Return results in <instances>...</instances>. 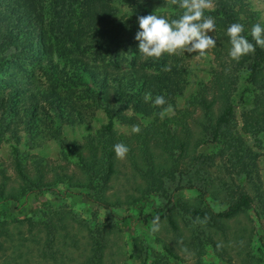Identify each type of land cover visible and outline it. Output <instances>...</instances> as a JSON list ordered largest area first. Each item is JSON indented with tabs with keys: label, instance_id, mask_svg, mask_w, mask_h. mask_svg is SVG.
Here are the masks:
<instances>
[{
	"label": "rangeland",
	"instance_id": "obj_1",
	"mask_svg": "<svg viewBox=\"0 0 264 264\" xmlns=\"http://www.w3.org/2000/svg\"><path fill=\"white\" fill-rule=\"evenodd\" d=\"M229 1L248 32L257 23L264 26V0ZM106 4L114 11L112 18L132 17L135 32L140 31L131 5L124 0H106ZM171 11L154 14L167 18ZM3 30L1 23L0 33ZM209 35L215 39L216 30ZM194 55H168L166 72L183 86L174 99L173 95L165 97L175 111L173 116L160 119L161 108L157 114L144 115L137 111L136 100L116 117V144H125L129 152L124 159L114 155V171L106 181L101 177L91 185L77 157L65 148L75 143L86 157L87 141L107 121L101 107L81 96V86L77 89L80 96L65 106L67 118L52 122L55 112L40 101L33 131L26 129L24 115L12 120L0 142V264H83L94 254L100 256V264H264V128L248 125L253 122L248 114L259 117L261 107L252 111L254 94H242L247 71L240 70L233 92L234 115L224 133L230 132L241 146L243 164L236 160L233 146L205 133L204 111L192 97L200 90L208 100L219 94L213 80L222 69L212 48L199 61ZM82 56L85 62L101 67L107 60L94 51ZM129 56L120 59L118 68L109 66L125 82L139 68L130 63ZM25 66L34 72L37 85L47 82L36 64L25 62ZM144 72L151 77L160 71L145 68ZM117 98L112 83L108 99L115 104ZM141 105L150 108L143 100ZM222 107L220 99L213 104L212 123ZM154 122L164 123L186 142L183 149L167 152L146 140L155 167L165 172L160 186H151L143 170L146 159L141 134ZM132 125L140 126L139 134H130ZM14 148L27 181L15 167ZM241 192L251 194L254 205L220 221L219 226L195 219L186 211L210 206L220 212ZM168 210L177 230L161 217ZM154 216L160 217L155 233L151 231Z\"/></svg>",
	"mask_w": 264,
	"mask_h": 264
},
{
	"label": "trees",
	"instance_id": "obj_2",
	"mask_svg": "<svg viewBox=\"0 0 264 264\" xmlns=\"http://www.w3.org/2000/svg\"><path fill=\"white\" fill-rule=\"evenodd\" d=\"M124 1L134 9L137 19L158 10L171 9L166 18L171 21L177 19L183 11L178 5H172L170 0H141V3ZM233 6L229 0H215L214 9L205 12V16H211L215 20L216 45L212 49L215 58L221 62L222 72L216 73L213 82L218 85L219 94L216 92L213 99L208 100L204 91L200 90L192 97V102L204 111L207 120L206 135L217 142L223 139L225 146H233L236 160L244 164L245 159L239 154L241 146L235 142L230 132L224 133V128L234 115L233 92L239 82L240 70L247 71L242 94H254L255 106L252 111L261 107L259 117L252 118L248 114V118L253 119L248 125H257L260 130L264 128V48L255 45L251 32L244 27L242 35L255 45V51L239 61L230 58L231 45L227 29L233 23L242 24ZM113 14L114 11L106 4V0H0V24L4 25V30L0 33V142L16 117L24 115L26 129L34 130L33 122L38 119L40 101H44L55 112V118L51 120L53 122L55 119L69 117L65 113L66 104L81 94L101 107L107 117L106 123L87 141L86 157L77 144L65 146L90 176L91 185L101 177L104 181L108 180L114 171V145L118 138L114 130L116 117H120L136 100L138 101L134 104L137 111L144 115L157 114L160 108L154 107L151 102H146L150 108L141 105L142 100L145 102V92H151L153 98L157 95H173L171 99H174L178 95L176 93L183 89L178 84L179 81L173 80L172 75L166 72L169 68L168 54L159 59H144L139 55L134 19L124 16L112 18ZM90 51L101 58H107L104 67L82 60V55ZM127 56L130 63L139 68L125 82V78L120 73L113 72L109 66L118 68L120 59L126 60ZM223 56L229 59L228 63ZM139 58L141 60L138 62ZM25 62L34 63L43 70L47 81L42 83L43 86L46 85L45 89L36 84L34 72L27 69ZM13 67L18 68V71ZM145 68H154L160 72L149 77L144 72ZM112 83L118 95L115 104L108 99ZM80 86L82 88L78 90V94ZM218 99L223 101V107L212 123L211 108ZM141 135L144 138L142 151L146 159V168L143 169L145 178L151 186L163 185L162 173L165 172L155 167L146 140L153 141L157 148L167 152H171L172 148L183 149L186 142L180 141L176 132L164 123H151ZM247 152L248 149L245 153ZM13 153L15 167L21 179L27 181L28 177L16 148ZM254 202L251 194L241 192L220 212H214L210 206L188 208L186 211L195 219L219 226L220 221L235 217L251 208ZM161 217L167 218L172 229L177 230L170 210ZM217 247L214 244V248ZM83 264H100V256L94 254Z\"/></svg>",
	"mask_w": 264,
	"mask_h": 264
},
{
	"label": "clouds",
	"instance_id": "obj_3",
	"mask_svg": "<svg viewBox=\"0 0 264 264\" xmlns=\"http://www.w3.org/2000/svg\"><path fill=\"white\" fill-rule=\"evenodd\" d=\"M170 3L183 10L177 19L169 21L157 14L138 18L140 31L135 39L139 42V55L144 59H159L165 54L189 53L196 54L192 58L199 61L216 45L215 39L209 35L215 32V20L205 16L206 11L214 9V0H170ZM243 32L244 26L240 23H233L227 29L231 45L229 56L232 60L239 61L243 56L254 53L255 45L264 48V26L259 23L252 26L251 36L255 45L242 35ZM144 100L161 108L158 115L162 120L175 114L172 105L162 95L153 98L151 92H145ZM140 131L139 125H132L130 134H139ZM114 152L117 159H124L129 148L123 143H117ZM159 220V216H154L151 221L153 233L159 230Z\"/></svg>",
	"mask_w": 264,
	"mask_h": 264
}]
</instances>
